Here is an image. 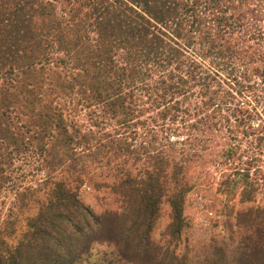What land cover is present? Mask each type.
I'll use <instances>...</instances> for the list:
<instances>
[{"label":"trees","instance_id":"16d2710c","mask_svg":"<svg viewBox=\"0 0 264 264\" xmlns=\"http://www.w3.org/2000/svg\"><path fill=\"white\" fill-rule=\"evenodd\" d=\"M27 160L0 264H264V0H0V192Z\"/></svg>","mask_w":264,"mask_h":264},{"label":"rangeland","instance_id":"374dc122","mask_svg":"<svg viewBox=\"0 0 264 264\" xmlns=\"http://www.w3.org/2000/svg\"><path fill=\"white\" fill-rule=\"evenodd\" d=\"M80 120L85 122L84 114L81 112ZM37 165L36 162L32 160H27L26 164H21L20 161H16L13 164L14 167V175H19L17 177V181H13L15 186L14 188L10 189H4L0 192V222L4 218L6 212L8 210H11L12 218L17 217L19 214H31L32 210L29 211H18V204H17V197L15 195L17 192H19L20 188L17 186L18 183H21L22 185H35L38 180L40 179V176L42 175V172H38L35 170V166ZM36 181V183H34ZM97 194V191L90 190L88 187L82 186L79 190V198L83 205L89 207L92 211L98 213L100 210H102L103 206L101 203L97 202L95 200V195ZM203 199H209L212 200V206L213 210L210 214L206 215L204 210V203L203 201L200 203L197 198H195V194L191 193L188 197L187 203L185 204V210L184 213L188 218L190 219L192 229L189 232L190 239L193 240H201L203 238H206V236L212 232V231H220V225L218 224L214 228L212 227V223L215 220H219V217H215L214 210L217 208V204L214 203V200L219 198L217 195L214 194V185L207 191L203 193H198ZM207 205V204H206ZM207 210V209H206ZM165 218L160 219V223H163ZM6 224H0V231L4 228ZM23 224H12L13 228L15 229V235H17L18 229L22 228ZM163 224H157L156 229H160V227ZM5 238V237H4ZM107 250L105 246H93L90 251V256L87 261V264H104L103 259V250ZM109 250V249H108ZM107 250V251H108Z\"/></svg>","mask_w":264,"mask_h":264}]
</instances>
